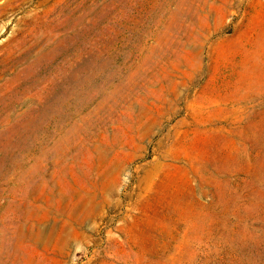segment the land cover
I'll list each match as a JSON object with an SVG mask.
<instances>
[{"label":"rangeland","instance_id":"374dc122","mask_svg":"<svg viewBox=\"0 0 264 264\" xmlns=\"http://www.w3.org/2000/svg\"><path fill=\"white\" fill-rule=\"evenodd\" d=\"M0 264H264V0H0Z\"/></svg>","mask_w":264,"mask_h":264}]
</instances>
